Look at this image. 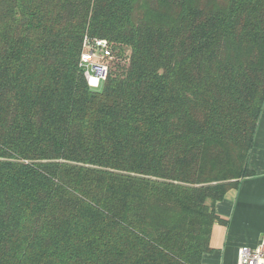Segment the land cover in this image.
<instances>
[{
  "label": "trees",
  "instance_id": "obj_1",
  "mask_svg": "<svg viewBox=\"0 0 264 264\" xmlns=\"http://www.w3.org/2000/svg\"><path fill=\"white\" fill-rule=\"evenodd\" d=\"M263 110L264 0H0V264H202Z\"/></svg>",
  "mask_w": 264,
  "mask_h": 264
},
{
  "label": "crops",
  "instance_id": "obj_2",
  "mask_svg": "<svg viewBox=\"0 0 264 264\" xmlns=\"http://www.w3.org/2000/svg\"><path fill=\"white\" fill-rule=\"evenodd\" d=\"M248 168L254 175L243 179L215 205L226 223L214 226L212 250L203 256L202 264H237L239 249L256 247L264 237V110Z\"/></svg>",
  "mask_w": 264,
  "mask_h": 264
},
{
  "label": "built area",
  "instance_id": "obj_3",
  "mask_svg": "<svg viewBox=\"0 0 264 264\" xmlns=\"http://www.w3.org/2000/svg\"><path fill=\"white\" fill-rule=\"evenodd\" d=\"M113 59L106 40L85 38L79 66L90 88L100 89L107 82ZM237 264H264V237L256 247L240 248Z\"/></svg>",
  "mask_w": 264,
  "mask_h": 264
}]
</instances>
